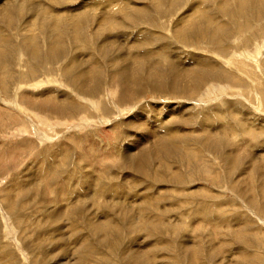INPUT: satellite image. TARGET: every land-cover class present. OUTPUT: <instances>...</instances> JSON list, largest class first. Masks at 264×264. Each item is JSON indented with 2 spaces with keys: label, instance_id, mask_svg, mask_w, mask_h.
I'll return each mask as SVG.
<instances>
[{
  "label": "rangeland",
  "instance_id": "rangeland-1",
  "mask_svg": "<svg viewBox=\"0 0 264 264\" xmlns=\"http://www.w3.org/2000/svg\"><path fill=\"white\" fill-rule=\"evenodd\" d=\"M33 1L59 24L0 0V264H264V0Z\"/></svg>",
  "mask_w": 264,
  "mask_h": 264
},
{
  "label": "bare ground",
  "instance_id": "bare-ground-1",
  "mask_svg": "<svg viewBox=\"0 0 264 264\" xmlns=\"http://www.w3.org/2000/svg\"><path fill=\"white\" fill-rule=\"evenodd\" d=\"M14 2H13V4H10V6L9 5H2V6H4L3 7V9H4V11L3 12H1L2 13V16L4 17V18H6V19H9L10 17H11V15H12V13L14 12L15 13V11L16 10H19V12L18 13H20V11H27V12H32V13H35V15H37V16H33V17H40V23H47V22H50V24H52V23H55V25L56 24H59V18L57 17L58 16V14L59 13H55L54 11H51V10H49V7L48 6H46V4H40V2L39 3H37V2H35V1H29V0H13ZM102 1H105V0H102ZM107 1V0H106ZM111 1H115L116 2V0H108V2H111ZM123 1V0H122ZM122 1H119V0H117V2H116V4L117 3H119V2H122ZM108 2H106V3H108ZM48 3V2H47ZM93 3V2H92ZM89 4H91V3H89ZM88 4V5H89ZM102 4V3H101ZM94 5V4H93ZM120 5H123V6H126L123 2L122 3H120L119 4V7H121ZM108 6V5H107ZM12 7V8H11ZM92 6L91 5H89V7H88V9L89 8H91ZM100 7V6H99ZM105 7V6H104ZM115 7H117V6H115ZM81 8H84L85 9V7H81ZM94 8H95V6H94ZM98 8V7H97ZM196 8V7H195ZM100 9H101V7H100ZM199 9V8H198ZM2 10V9H1ZM106 10V9H105ZM118 10H120V9H118ZM241 10V9H240ZM144 11V10H143ZM242 11V10H241ZM198 12H199V10H198ZM202 11L200 10V12L199 13H201ZM53 13H55V14H57V15H54L52 18H54V19H50L48 16L49 15H51L52 16V14ZM63 13V12H62ZM78 13V12H77ZM91 13H92V11H91ZM65 14V13H64ZM75 15V14H74ZM195 15L196 14H194V17H195ZM50 16V17H51ZM78 16V15H77ZM87 16V15H86ZM90 16V15H89ZM89 16H87V17H89ZM104 16V15H103ZM110 16V15H109ZM33 17H31V18H33ZM76 17V16H75ZM85 17V16H84ZM100 17V16H99ZM199 17V16H198ZM58 18V19H57ZM72 18H74V17H72ZM85 19V18H84ZM113 19H115V18H113ZM55 20V21H54ZM72 21V20H71ZM108 21H110V19H109V17L108 18H106V17H103V19H100L99 20V24H105V22H108ZM196 21V20H195ZM52 22V23H51ZM72 24V23H71ZM101 24V25H102ZM113 24V23H112ZM114 24H115V21H114ZM194 24V23H193ZM108 26H110L109 24H108ZM112 26V25H111ZM114 26V25H113ZM1 33V32H0ZM4 40L2 39V37L0 36V44L3 42ZM4 43V42H3ZM2 43V44H3ZM63 43V42H62ZM55 45H56V43H55ZM35 47V46H34ZM55 47H57V46H55ZM2 51V50H1ZM36 52V51H35ZM124 68V67H123ZM126 68V67H125ZM131 68V67H130ZM126 70V69H125ZM129 71V70H128ZM127 70L126 71H122L123 72V74H125L126 75V78H128V79H131V76L129 75V72H128ZM119 74V73H118ZM126 83H128L129 85L131 84L130 83V81L128 80V82H126ZM133 84V83H132ZM131 86V85H130ZM132 88H133V86H132ZM193 91V90H192ZM194 93V92H193ZM20 112V111H19ZM144 166H142V168H143ZM49 170V169H48ZM143 170V169H142ZM145 170V169H144ZM43 174H45V173H43ZM43 174H41L40 176L42 177L43 176ZM46 176V175H45ZM36 179V178H35ZM34 182V181H33ZM37 182V181H36ZM28 184V183H27ZM16 186V185H15ZM20 187V186H19ZM24 187V186H23ZM11 193V192H10ZM60 211V210H59ZM51 212V211H50ZM53 214V213H52ZM53 217V216H52ZM51 218V217H50ZM101 222V226L100 227H98V228H96L95 230L96 231H99V233H102V232H105V231H109V228L111 227V224L108 222V220H104V221H100ZM113 224V223H112ZM112 227H114V226H112ZM112 229V228H111ZM60 264V263H59Z\"/></svg>",
  "mask_w": 264,
  "mask_h": 264
}]
</instances>
